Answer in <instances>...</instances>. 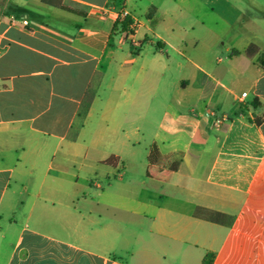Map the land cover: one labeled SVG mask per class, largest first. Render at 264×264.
<instances>
[{"label":"crops","instance_id":"crops-1","mask_svg":"<svg viewBox=\"0 0 264 264\" xmlns=\"http://www.w3.org/2000/svg\"><path fill=\"white\" fill-rule=\"evenodd\" d=\"M202 1L0 0V264H264V15ZM184 8L206 37L176 40Z\"/></svg>","mask_w":264,"mask_h":264},{"label":"rangeland","instance_id":"rangeland-1","mask_svg":"<svg viewBox=\"0 0 264 264\" xmlns=\"http://www.w3.org/2000/svg\"><path fill=\"white\" fill-rule=\"evenodd\" d=\"M242 1L243 0H241V3H240L241 7L247 10H253L257 12L259 15H264V0H244L243 2ZM229 4L232 9H234V7L238 5L236 0H229ZM193 8H194V5L192 6L190 5V9L193 10ZM198 9L199 10L201 9V11L203 10L202 13H205L206 15H208L207 14V12L209 11L208 0H203L202 4L200 5V7H198ZM170 23H172V25L175 28V34L178 37L176 40H179V37H182V39H184L185 41L191 42L197 36H201L204 38L208 35V30L205 27H201V25L198 24L193 13L190 12L187 8H184L181 14L177 13L176 16H173ZM216 31L221 36L220 38L216 39V43H219V44L227 43L230 40L229 38L225 37V35L223 34V31L221 30L219 31L218 28L216 29ZM260 35L264 39V32H260ZM93 133H94V130H91L90 132H88L87 136L89 137L94 136ZM83 148H84L83 146H80L81 151L83 150ZM65 150H66V147L65 149L61 147L57 152L58 154H61ZM140 150L141 151L139 153V158L138 159L136 158V161L134 162V165L132 167L133 170L129 174V179L133 181L134 194L135 195L138 194L141 196V194L143 193V192L141 193V189L143 188L142 181L145 179L144 176L146 175V171L148 169L147 167L148 161L146 159V155H147V150L149 151V149H148V146L143 145ZM87 164H88L87 170L89 172L98 171L101 174V177H97L92 172L91 176L87 174L88 179H92V180L96 179L98 181H101V184L103 185L104 188H106L109 183H112L114 186L113 188L114 190H117V189L120 190L121 184L117 183V179H118V175H120V173H123V169H120V171L118 172L113 169L107 168L106 166L98 165L96 162H93V161L91 162L89 161ZM103 172H108L109 180L103 176L102 174ZM81 177L84 178L85 176H81ZM105 219H106V216H105ZM139 228L140 226L138 224H134L132 228L129 225H127V223L121 224V226L119 227L120 229L119 234L120 236H137V233L139 232Z\"/></svg>","mask_w":264,"mask_h":264},{"label":"built area","instance_id":"built-area-1","mask_svg":"<svg viewBox=\"0 0 264 264\" xmlns=\"http://www.w3.org/2000/svg\"><path fill=\"white\" fill-rule=\"evenodd\" d=\"M95 14L103 19L112 17L116 22H125L127 19H130L131 24L128 31L123 33V37L126 42L133 44L135 47H139V44L135 40V35L142 25L140 20L132 19L130 14L125 9H117L111 4L101 8H96ZM22 23L27 25L26 21H23ZM246 95L247 94H244L243 97H246ZM209 116L215 118L218 126L228 121V118L225 116H218V114L214 111L209 112Z\"/></svg>","mask_w":264,"mask_h":264},{"label":"trees","instance_id":"trees-1","mask_svg":"<svg viewBox=\"0 0 264 264\" xmlns=\"http://www.w3.org/2000/svg\"><path fill=\"white\" fill-rule=\"evenodd\" d=\"M42 3H44L45 5L54 7V8H59V9H63L62 6V0H42ZM131 24V20L127 19L125 22H117V30L119 31V33H125L128 31L129 26ZM86 114L85 113H80V117H84ZM213 255L210 254L208 255L203 264H212L213 262Z\"/></svg>","mask_w":264,"mask_h":264},{"label":"clouds","instance_id":"clouds-1","mask_svg":"<svg viewBox=\"0 0 264 264\" xmlns=\"http://www.w3.org/2000/svg\"><path fill=\"white\" fill-rule=\"evenodd\" d=\"M170 130L173 132L177 131V129L175 127H172Z\"/></svg>","mask_w":264,"mask_h":264}]
</instances>
